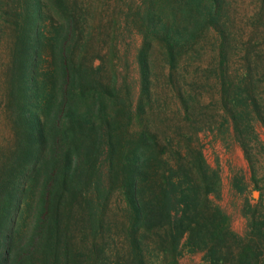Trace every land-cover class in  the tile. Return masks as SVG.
<instances>
[{
    "label": "trees",
    "instance_id": "1",
    "mask_svg": "<svg viewBox=\"0 0 264 264\" xmlns=\"http://www.w3.org/2000/svg\"><path fill=\"white\" fill-rule=\"evenodd\" d=\"M238 1L246 4L244 14H238L248 29L245 34L264 41V0H43V254L46 258L55 248L56 213L68 169L72 162H78L80 145L83 147L91 141L93 149L87 154L100 148L102 136L97 122L89 115L91 104L95 107L97 103L100 125L113 122L108 133L111 180H119L123 171L126 173L123 191L137 220L151 219L157 208L159 214H167L172 195L177 197L180 192L186 206L183 216L189 211L198 221L196 235L204 243L210 240L219 246L224 242L222 230L212 231L210 218L193 205L199 200V190L205 191V200L211 192L219 190L220 174L208 163L203 149L193 146L192 140L200 139L199 132L209 114L215 118L224 113L223 125L227 124L230 132L232 128L257 179L261 160L256 158L250 142L252 132L256 133L247 119L251 110L247 103L243 109L238 107L248 94L237 96L235 104L227 102L223 109H217L222 103L220 90L224 88V96L227 95L225 82L232 80L236 71L231 63L234 51L230 44L237 38L233 32L238 20L232 12ZM24 17L18 57L22 89L20 117L27 145L0 205V264H40L41 257L37 259L35 254L42 253V0H27ZM124 31L137 33L142 39L136 60L142 80L139 101L144 115L162 112L161 106L159 109L155 106L159 93L155 89V61L161 56L162 73L165 66L169 67L166 96L177 126L191 134L188 152L184 151L182 141L172 146L171 151L179 156L178 159L171 156L174 161L164 157L165 149L160 150L161 146L174 142L164 125L163 130L162 124L153 121V125L147 124L142 131L144 137H156L155 147L146 138L139 144L132 123L125 134L117 126L119 109L110 111L111 117L106 113L105 106L111 97L98 87L103 84L109 90L110 84L103 81L104 58L98 57L102 62L96 64L95 53L100 55L104 48L108 50L109 40L122 36ZM244 54L248 71L240 77L247 80L254 69L255 57L264 55V44L252 52L246 49ZM135 113L131 112L130 119L135 118ZM132 136L134 141L130 143L137 147L128 152L125 138ZM60 148L64 158L59 154ZM191 156L193 160H188ZM157 161L167 164L169 169L160 173L161 165ZM158 174L160 180L156 179ZM37 185L40 186L37 214L25 237L18 240L22 207L29 205ZM150 194L155 198L147 200ZM259 206L264 210L262 200ZM258 214L255 211L251 248L244 250V261L246 258L249 263L264 264V214ZM48 263L46 260L45 264Z\"/></svg>",
    "mask_w": 264,
    "mask_h": 264
},
{
    "label": "rangeland",
    "instance_id": "2",
    "mask_svg": "<svg viewBox=\"0 0 264 264\" xmlns=\"http://www.w3.org/2000/svg\"><path fill=\"white\" fill-rule=\"evenodd\" d=\"M26 6L27 0H0V205L27 145L24 124L20 117L22 89L18 57V42L24 26ZM245 7L246 4L238 1L233 8L232 15L235 14L238 20L233 32L237 38L230 46L234 51L231 63L236 71L233 72L235 76L232 80L225 82L227 95L224 96V88L220 90L219 99L222 103L217 109H223L222 105L227 102L229 105L235 104L237 96L241 98L242 94H248L238 107L243 109L247 103L251 110L247 119L256 133L252 132L250 142L256 158L261 160L257 179H254L249 160L232 128L230 132L227 124L223 125L224 113L220 112L221 116L215 118L209 114L199 132L200 139L192 140L193 146L203 149L208 163L220 174L219 190L211 192L208 200H205V191L199 190V200L193 205L206 218H210L213 224L209 228L212 231L222 230L224 242L219 246L210 240L204 243L196 235L198 221L189 211L186 217L183 216L186 206L181 201L180 192L177 197L172 195L173 200L167 214H159L160 210L157 208L151 219L137 220V214L129 205L123 191L126 173L123 171V175L118 177L119 180H111L108 133L113 122L100 125L97 103L95 107L91 104L89 115L94 123L97 122L98 132L102 136L100 148L95 150L96 153L87 154L93 149L91 141L83 147L80 145L79 160L72 162L68 169L67 182L56 213L58 225L54 236L55 248L47 258L43 254V264L46 260L49 261L48 264H256V261L249 263L246 258L244 261V250L251 248V224L255 211L259 212L258 216L264 214L263 208L259 206L261 200L264 203V55L255 57L254 69L247 80L240 76L246 75L248 71V61L244 54L246 49L250 48L252 52L254 48L264 44V41L245 34L244 31L248 29L238 15L244 14ZM141 43L139 34L124 31L122 36L109 40L108 50L105 51L104 48L100 55L95 53L96 64L102 62L101 57L104 58L103 81L110 84L109 90L103 84L98 88L111 97L105 106L106 113L119 109L116 124L123 134L132 123V131H137L136 140L139 144L146 138L149 145L155 147L156 137L153 134V137H144L142 131L147 124L153 125V121H156L162 124L163 130L164 126L168 129L169 138L174 140L173 145L160 147V150L165 149L164 157L178 159L175 151H171L172 146L182 141L184 151L188 152L186 147L191 144V134L181 130L176 124L172 104L166 96V73L169 67L165 66L166 70L162 73L164 65L160 55L159 61H155L154 70L155 89L159 91L155 106L157 109L161 106L162 112L159 111L157 115H144L141 112L139 97L142 80L136 60ZM132 111L136 112L135 118L131 116L130 119ZM125 139L126 150L134 151L137 145L130 143L134 141L133 136ZM157 139L162 140L160 137ZM59 154H62V148L59 149ZM188 160H193V157ZM172 161L170 160L174 164ZM63 162L61 159V163ZM156 163L161 165L160 173L169 169L163 162ZM152 172H155L154 169ZM156 179L160 180V174ZM39 191L40 186L37 185L29 205L22 207L23 213L18 219L22 222L18 240L25 237L33 224L37 214ZM154 198L155 195L150 194L147 200ZM57 251L60 253L59 259ZM35 257H41L42 264V253H36Z\"/></svg>",
    "mask_w": 264,
    "mask_h": 264
}]
</instances>
